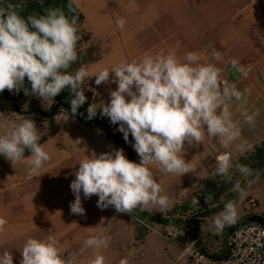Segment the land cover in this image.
<instances>
[{"label": "clouds", "instance_id": "obj_1", "mask_svg": "<svg viewBox=\"0 0 264 264\" xmlns=\"http://www.w3.org/2000/svg\"><path fill=\"white\" fill-rule=\"evenodd\" d=\"M43 2L40 0L41 5ZM25 3L26 0H0V92L23 89L25 94L30 92L49 104L68 88L72 93L71 113L75 115L87 99L84 86L90 77L95 76L96 85L115 83L117 87L110 90L109 102L101 99L90 104L87 118H94L99 109L112 124H119L118 130L126 142L131 134L133 148L140 157L135 162L127 158L123 149H113L99 154L92 151L78 160L79 167L70 185L75 195L70 203L73 214L85 213L81 192L86 199L98 196V207L112 206L121 213L131 214L137 208L149 207L168 210L170 199L151 166H157L163 173L183 176L196 171L195 165L185 159L186 145L199 146L207 135L222 148H228L239 138L240 126L233 120L230 106L234 99L240 102L239 110L247 103L249 90L242 92L222 79L216 65L201 64L198 53L187 52L182 58L174 49L167 54L145 53L92 76L83 66L69 71L78 60L80 37L78 17L74 14L81 8L80 0H67V11L48 6L44 14L33 12L27 18L21 15ZM124 24L123 19L116 21L120 29ZM231 64L234 70L247 76L236 60ZM25 78L30 89L25 87ZM92 91L94 96L98 95L95 89ZM240 115L245 123L254 125L259 111L249 113L245 109ZM67 119L68 113L57 120ZM40 141L41 132L32 119L0 121V155L13 167L24 163L29 177L41 176L40 170L50 160ZM26 150L30 153L27 156ZM231 167L230 156L225 154L219 158L213 175L227 176ZM233 191L242 193L239 182L233 185ZM237 218L236 202L229 200L211 218L209 228L219 234ZM6 224L7 220L0 217V231ZM108 246V238L97 234L85 238L82 247L99 250ZM19 249L20 264H76V257L69 254L66 258L52 234L43 239L30 236ZM0 264H13L10 251L0 254ZM86 264H105V257L95 251ZM119 264H128V260L122 258Z\"/></svg>", "mask_w": 264, "mask_h": 264}, {"label": "rangeland", "instance_id": "obj_2", "mask_svg": "<svg viewBox=\"0 0 264 264\" xmlns=\"http://www.w3.org/2000/svg\"><path fill=\"white\" fill-rule=\"evenodd\" d=\"M231 1H206L202 20H197L185 9L180 12L181 14L176 15V18L168 17L159 23L151 22L153 18H146L136 12L129 0H80L81 10L85 15L83 32L80 36L82 45L77 49V62L69 70L75 71L83 66L89 76H92L114 64L138 59L145 53L165 54L160 47L161 40L156 34L158 26L175 27L182 24L188 27L194 24L208 31L215 25L216 16L223 13L224 7L228 11H235L247 2V0ZM118 19L125 21L123 29L117 27ZM95 79V76L90 77L84 86L88 91L86 102L92 104L101 99L106 103L109 102L110 90H114L117 85L115 83L96 85ZM92 89H95L98 95L94 96ZM33 96L37 97L28 94L20 101L21 106L27 107L28 100ZM15 101L16 99L7 95V89L0 92V121L18 122L22 119V114L16 109ZM42 102L45 108L51 107L52 101L49 104L43 100ZM65 115L67 113L57 112L56 118L54 116L55 122L50 124L37 116L30 118L41 132L42 146L50 154V160L40 170L41 176L29 177L24 163H18L13 167L10 161L0 155V217L7 220L3 231H0V254L10 251L13 264H20L19 248L28 237L43 239L52 234L57 239L58 246L65 252L66 258L69 254L76 257V264H86L95 251L101 252L100 254L104 252L111 254V257H105V264L108 261L110 264H119L122 258H126L128 264H192L189 257L183 254L181 246H185L186 243L182 241L179 245L170 243L162 234L143 232L138 227L140 236L150 235L145 240L136 238L137 221L132 213L117 212L112 206L100 208L97 206L98 197L91 196L86 199L81 192V203L85 213L79 215L71 212L70 203L74 201L75 195L70 185L75 179L74 172L79 167L76 162L85 155L83 152L75 153L77 145L74 136L77 130L72 127L70 120H78V118L68 115L67 120H57ZM49 133L51 138L45 142L42 137ZM119 136L124 138L122 132ZM130 136L129 134V138ZM132 142L134 143L133 140ZM29 154L25 152L26 156ZM205 154L204 148H200L188 161L199 164L201 168L199 172L202 175L206 172ZM217 162L218 160L215 159L207 164H214L217 168ZM206 178L201 176V183ZM195 188L197 191V187ZM165 194L169 199L174 196L168 191ZM236 205L237 220L249 215L253 210L264 212V181L249 183L239 195ZM203 230V238L208 244L216 247L214 244L218 243L217 247L223 248V231L216 234L214 230H210L209 222ZM97 234L108 238L107 248L93 250L82 247L85 238Z\"/></svg>", "mask_w": 264, "mask_h": 264}, {"label": "crops", "instance_id": "obj_3", "mask_svg": "<svg viewBox=\"0 0 264 264\" xmlns=\"http://www.w3.org/2000/svg\"><path fill=\"white\" fill-rule=\"evenodd\" d=\"M206 1L208 0H129L131 7L136 12L143 14L146 18H153L151 22L156 21L159 23L163 20L165 21V18L168 17L176 18V15L181 14L185 9L197 20H202V12ZM230 1L228 0V2ZM236 1L238 0H232L231 2ZM216 18L215 25L211 26L208 31L194 24L188 27L182 24L175 27L160 25L161 27L158 26L156 31L161 40L160 47L165 54L169 50L174 49L176 55L182 58L187 52H196L200 57L199 62L201 64L211 63L216 65L236 80L238 90L242 92L244 89L249 90L246 96L247 103L243 104L239 110L238 105H240V102L234 99L230 106V110L233 113L232 118L240 126L239 138L233 141L228 148H222L215 139L205 135L203 144H200L197 148L196 146L186 145L184 156L187 161H190L191 155L200 148H204V151H206L207 163L215 159L219 160L225 154L237 158L253 150L264 140V0H247L242 8L235 11H228L224 7L223 13L217 15ZM213 41L219 45V52L215 58L211 57L205 49L206 44ZM232 60H236L238 66L247 72L246 77L243 73H238L233 69ZM245 109L249 113L259 111L254 125L245 123L240 115V111ZM55 118L53 121H48L47 124L55 122ZM70 121H72V127L77 130V134L74 136L77 145L75 153L83 152L86 155L95 151L99 154L101 152H110L113 149H123L129 159L128 155L130 153L127 147L115 141L106 132L98 130L79 119ZM115 134L120 135V131ZM50 135V133L43 135L42 138L45 142L51 138L49 137ZM130 140H133L132 136L128 138V141ZM133 152L136 158L135 162H139L140 157L134 149ZM207 163L205 164V175L199 172L201 171L200 165L194 162L191 164L195 165L196 171L186 173L183 176L163 173L158 170L157 166H151L155 178L164 189V193L168 191V193L176 196L170 197L171 207L168 210L160 211L156 207H152V209L149 207V209L144 210L158 213L167 212L177 203H181L187 196L197 192L202 184L201 176L208 177L215 171V165ZM195 187H197V191ZM93 196L95 198L98 197L96 195ZM180 197L182 198L181 200ZM167 227L159 225L161 231H164ZM135 229L138 232L136 238L139 237V239L145 240L150 235L140 236L137 226H135ZM182 242L187 244V239H183ZM217 244H214L216 247L213 246V251L215 252H219L220 247H217ZM102 255L111 257V254H106V252L102 253ZM106 264H110V261Z\"/></svg>", "mask_w": 264, "mask_h": 264}, {"label": "trees", "instance_id": "obj_4", "mask_svg": "<svg viewBox=\"0 0 264 264\" xmlns=\"http://www.w3.org/2000/svg\"><path fill=\"white\" fill-rule=\"evenodd\" d=\"M67 5V0H44L43 5H41L40 0H26L25 6L21 12V15L27 18V16L33 12L38 15L44 14V8L48 6L61 7L65 11ZM70 16L72 13H68ZM78 17V35L79 37L83 32V24L85 21V15L81 8L77 10L74 14ZM82 45V39L77 42V49ZM70 71V70H69ZM25 87L30 89V84L25 78ZM85 96L88 93L87 89L84 87ZM30 94V92H29ZM7 95L16 99L15 106L20 114H22V119H30L32 116H37L45 121H53L54 116L59 111H64L69 115L78 118L79 120L91 125L92 127L106 132L110 137L115 136L114 140L117 142L125 141L119 135L113 134L108 131L110 127H118V124H112L108 117L102 116L100 110H97V114L94 118H87V109L90 103H85L81 105L77 113L73 115L71 113L70 100L72 98V93L70 89L65 88L60 94H58L52 101L51 107L45 108L42 100L38 97H32L28 100L27 107H22L21 102L28 94H25L23 89L19 92L15 90H7ZM63 102L64 106H59L55 111V104L57 102ZM41 143V141H40ZM127 147V146H126ZM129 150V159L135 161L134 153L132 154ZM28 153V151H25ZM230 162L232 167L229 170L227 176L221 175H210L201 184L199 190L189 196H187L181 203H177L167 212H153L144 209L137 208L132 213L146 218L160 226L167 227L171 225L182 226L189 232V238H195L200 236L199 244L203 250L213 256H225L228 253L230 246L229 242V230L233 226L229 225L222 232L223 235V248H219V252L213 251V245L207 243L205 238H203V228L211 220L213 216L218 214L223 210L224 204L233 200L238 201V197L241 192L233 191V185L239 182L240 189L242 192L248 187L249 183H255L256 181H264V140L257 145L253 150L246 152L238 158L230 157ZM250 170L242 171L241 169ZM206 198L207 202H206ZM197 200L198 204H193V201ZM237 221V220H236ZM206 241V242H205Z\"/></svg>", "mask_w": 264, "mask_h": 264}, {"label": "built area", "instance_id": "obj_5", "mask_svg": "<svg viewBox=\"0 0 264 264\" xmlns=\"http://www.w3.org/2000/svg\"><path fill=\"white\" fill-rule=\"evenodd\" d=\"M205 49L211 57L219 52V45L213 41L206 44ZM222 79L236 85V80L223 72L221 68ZM111 132L115 134L119 130L117 127H110ZM133 150L132 140L128 141ZM137 221V227L143 232H160L170 243L178 244L183 239H187V244L181 246L183 254L187 255L192 264H264V225L258 222L238 227L229 239L230 246L225 256H213L203 250L199 244L200 236L188 238L189 232L182 226L171 225L164 231L159 229V225L141 216L132 213Z\"/></svg>", "mask_w": 264, "mask_h": 264}, {"label": "water", "instance_id": "obj_6", "mask_svg": "<svg viewBox=\"0 0 264 264\" xmlns=\"http://www.w3.org/2000/svg\"><path fill=\"white\" fill-rule=\"evenodd\" d=\"M64 105H65V104H64L63 102H61V101L57 102V103L55 104V108H54L53 111H55L59 106H64ZM111 130H112V129H108L109 132H111ZM111 133H112V132H111ZM111 138L114 139L115 136H112V135H111ZM121 143L124 144L125 146H127V147L131 150L132 154L134 153L133 150H132L131 147H130V144H129L128 142H126V141H122ZM252 222H258V223L264 225V214H262V213H255V214L247 215V216H244V217L238 219V220L233 224V226L230 228V230H229V239L231 238L233 232H234L238 227H240V226H242V225H245V224L252 223Z\"/></svg>", "mask_w": 264, "mask_h": 264}, {"label": "flooded vegetation", "instance_id": "obj_7", "mask_svg": "<svg viewBox=\"0 0 264 264\" xmlns=\"http://www.w3.org/2000/svg\"><path fill=\"white\" fill-rule=\"evenodd\" d=\"M255 213H262V214H264V212L257 211V210H253V211H251V212L249 213V215H251V214H255Z\"/></svg>", "mask_w": 264, "mask_h": 264}]
</instances>
